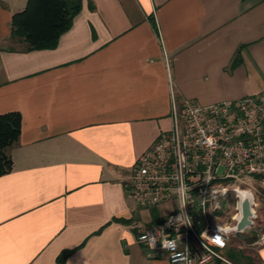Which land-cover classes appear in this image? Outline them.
<instances>
[{
	"label": "crops",
	"instance_id": "0c3cea01",
	"mask_svg": "<svg viewBox=\"0 0 264 264\" xmlns=\"http://www.w3.org/2000/svg\"><path fill=\"white\" fill-rule=\"evenodd\" d=\"M26 3L0 0V114L21 115L0 175V264H57L73 248L65 264H171L136 239L163 212H140L124 181L183 100L264 91V0H82L38 50L11 36ZM249 244L209 264H264V238Z\"/></svg>",
	"mask_w": 264,
	"mask_h": 264
},
{
	"label": "built area",
	"instance_id": "2783aa9c",
	"mask_svg": "<svg viewBox=\"0 0 264 264\" xmlns=\"http://www.w3.org/2000/svg\"><path fill=\"white\" fill-rule=\"evenodd\" d=\"M171 121L123 184L125 196L137 207L173 205L161 223L137 224L136 239L164 252L171 264L225 261L224 251L239 231L224 235L218 227L236 223L232 217L244 200L242 191L250 195L253 224L254 193L241 185L255 181L264 187V91L207 105L185 99L174 106ZM207 137L213 138L211 145ZM216 235L225 247L210 242ZM166 240L175 241V247H165Z\"/></svg>",
	"mask_w": 264,
	"mask_h": 264
},
{
	"label": "trees",
	"instance_id": "16d2710c",
	"mask_svg": "<svg viewBox=\"0 0 264 264\" xmlns=\"http://www.w3.org/2000/svg\"><path fill=\"white\" fill-rule=\"evenodd\" d=\"M81 3L82 0H27L24 9L12 16L11 36L24 42L28 50L53 48L60 35L71 27ZM20 132L18 112L0 114V175L12 168L7 150L18 140ZM74 250H62L56 258L57 264H65Z\"/></svg>",
	"mask_w": 264,
	"mask_h": 264
},
{
	"label": "rangeland",
	"instance_id": "374dc122",
	"mask_svg": "<svg viewBox=\"0 0 264 264\" xmlns=\"http://www.w3.org/2000/svg\"><path fill=\"white\" fill-rule=\"evenodd\" d=\"M243 188H248L254 193L255 197V220L254 223L250 226L245 228L241 232H237L235 235L231 236L229 241V246L233 248H238L241 246L240 250L243 253H251L252 246L249 243L252 242H259L261 240L260 229L264 227V187L260 186L257 182L248 183V186H242ZM173 208L172 204H162L159 207H156L155 210H161L164 216H167L171 213ZM151 209L149 208H141V211L149 212ZM145 225V224H144Z\"/></svg>",
	"mask_w": 264,
	"mask_h": 264
},
{
	"label": "clouds",
	"instance_id": "9594fccd",
	"mask_svg": "<svg viewBox=\"0 0 264 264\" xmlns=\"http://www.w3.org/2000/svg\"><path fill=\"white\" fill-rule=\"evenodd\" d=\"M139 2L143 5L145 4L146 0H139ZM213 143V138L212 137H207V144L211 145ZM249 193L248 192H244L242 194V196H248ZM242 200L240 201V203L237 204L236 206V214L233 215L232 219L233 221H235V224H225L223 227H218V232L223 233L224 235H229L232 233L239 231H242L241 229H239V223L242 221L243 219V210H242ZM206 235V233H205ZM147 238V237H142V239ZM154 239V238H153ZM210 242L223 248L225 247V240L221 237V235H216L214 238H210ZM132 243H134V239H130L129 240V244L131 245ZM150 246L154 247V243L153 241H149ZM172 246L175 247V241H165V247L168 246ZM261 256H264V252H261Z\"/></svg>",
	"mask_w": 264,
	"mask_h": 264
},
{
	"label": "water",
	"instance_id": "95a60500",
	"mask_svg": "<svg viewBox=\"0 0 264 264\" xmlns=\"http://www.w3.org/2000/svg\"><path fill=\"white\" fill-rule=\"evenodd\" d=\"M241 206L243 210V219L239 223L238 227L243 231L245 228L250 227L252 225L251 217L253 216V208L251 207L249 199H244Z\"/></svg>",
	"mask_w": 264,
	"mask_h": 264
},
{
	"label": "bare ground",
	"instance_id": "6f19581e",
	"mask_svg": "<svg viewBox=\"0 0 264 264\" xmlns=\"http://www.w3.org/2000/svg\"><path fill=\"white\" fill-rule=\"evenodd\" d=\"M244 192H246V191H242L241 194H243ZM242 198L243 199H247V198L249 199L250 198V195H248V196H242Z\"/></svg>",
	"mask_w": 264,
	"mask_h": 264
}]
</instances>
